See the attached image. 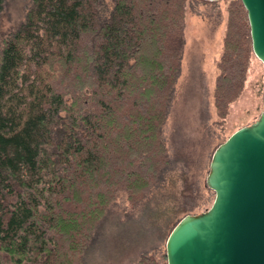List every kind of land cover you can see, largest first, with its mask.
<instances>
[{
    "label": "trees",
    "instance_id": "16d2710c",
    "mask_svg": "<svg viewBox=\"0 0 264 264\" xmlns=\"http://www.w3.org/2000/svg\"><path fill=\"white\" fill-rule=\"evenodd\" d=\"M189 1L113 0L101 19V0H31L0 39V264H85L93 229L120 192L136 208L169 184L157 209L171 223L166 238L199 208L209 188L185 168L170 175L162 136ZM226 10L213 87L219 123L252 52L241 1L227 0ZM135 264L166 262L144 253Z\"/></svg>",
    "mask_w": 264,
    "mask_h": 264
},
{
    "label": "rangeland",
    "instance_id": "374dc122",
    "mask_svg": "<svg viewBox=\"0 0 264 264\" xmlns=\"http://www.w3.org/2000/svg\"><path fill=\"white\" fill-rule=\"evenodd\" d=\"M101 2L103 19L111 11L113 0ZM30 3L31 0H4L0 39H5L24 20ZM226 4L227 0H190L186 4L185 46L162 128L171 158L170 175H177L185 168L189 176L195 175L201 188L214 148L238 128L254 122L263 102L264 65L251 52L243 89L219 123L213 106V87L218 72L215 61L222 51L226 26ZM184 162L189 164V169ZM176 184L180 189L181 184ZM164 187L159 183L136 208L120 192L94 227L84 252V263L135 264L144 253L166 262L165 241L171 223L165 226L157 216V209L168 204L169 190ZM198 199L201 205L193 214L203 213L211 206L214 192L202 188Z\"/></svg>",
    "mask_w": 264,
    "mask_h": 264
},
{
    "label": "water",
    "instance_id": "95a60500",
    "mask_svg": "<svg viewBox=\"0 0 264 264\" xmlns=\"http://www.w3.org/2000/svg\"><path fill=\"white\" fill-rule=\"evenodd\" d=\"M240 1L252 52L264 65V0ZM205 184L213 202L172 228L166 264H264V88L260 115L215 148Z\"/></svg>",
    "mask_w": 264,
    "mask_h": 264
},
{
    "label": "bare ground",
    "instance_id": "6f19581e",
    "mask_svg": "<svg viewBox=\"0 0 264 264\" xmlns=\"http://www.w3.org/2000/svg\"><path fill=\"white\" fill-rule=\"evenodd\" d=\"M146 251V250H145Z\"/></svg>",
    "mask_w": 264,
    "mask_h": 264
}]
</instances>
